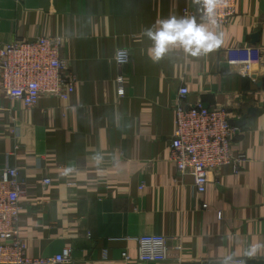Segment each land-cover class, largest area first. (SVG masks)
Segmentation results:
<instances>
[{
  "label": "crops",
  "instance_id": "obj_1",
  "mask_svg": "<svg viewBox=\"0 0 264 264\" xmlns=\"http://www.w3.org/2000/svg\"><path fill=\"white\" fill-rule=\"evenodd\" d=\"M235 3L229 22L212 28L223 34L219 48L196 58L173 46L154 63L144 30L181 17L185 6L197 11L192 0H0V47L61 36V56L77 76L65 100L44 94L27 108L2 96L0 166L16 165L25 180L18 227L26 254L69 246L70 259L53 264H222L230 256L264 264V247L245 255L264 244V61L255 59L250 77L226 62L230 47L264 52V0ZM118 48L128 62L115 60ZM182 86L184 104L245 115L232 148L248 158L237 172L210 170L202 192L169 159ZM143 233L166 236L164 259L138 257L133 237Z\"/></svg>",
  "mask_w": 264,
  "mask_h": 264
},
{
  "label": "built area",
  "instance_id": "obj_2",
  "mask_svg": "<svg viewBox=\"0 0 264 264\" xmlns=\"http://www.w3.org/2000/svg\"><path fill=\"white\" fill-rule=\"evenodd\" d=\"M235 7V0H229L228 7L219 8L218 25L211 27L218 29L227 24L235 13ZM181 15L199 19V12L187 6L182 8ZM62 43L61 36L38 35L33 40H15L0 47V109L3 95L20 101L27 108L33 107L44 94L64 100L70 96L77 76L61 56ZM255 59L264 61V52L256 53L250 46H234L226 51V62L238 66L241 76H251ZM115 60L119 64L128 62L129 51L118 48ZM116 82L117 94L122 95V76H118ZM187 92L184 86L177 90L169 159L175 163L179 173H191L194 188L202 192L210 170L227 165L232 172H237L248 157L244 151L234 152L232 148L239 125L229 122L226 110L207 106L201 100L184 104ZM24 182L16 165L6 163L0 166V264H53L69 260V246H64L54 255L26 254L18 227ZM49 182L48 176L42 179L43 184ZM206 206V203H201V207ZM220 214L217 211V217ZM133 238L137 243L138 257L142 260H162L168 254L166 236L161 233H143ZM174 249L178 254L180 244L177 243ZM121 254L128 258L125 250ZM230 258L229 264H246L242 256Z\"/></svg>",
  "mask_w": 264,
  "mask_h": 264
},
{
  "label": "clouds",
  "instance_id": "obj_3",
  "mask_svg": "<svg viewBox=\"0 0 264 264\" xmlns=\"http://www.w3.org/2000/svg\"><path fill=\"white\" fill-rule=\"evenodd\" d=\"M197 5L199 22L196 16H170L156 22L159 27H148L145 34L153 41L148 49V55L154 63H158L165 55L177 46L191 57H202L219 48L223 34L212 30L211 26L218 25V9L228 7L229 0H192ZM264 244H253L245 252L249 258L255 256ZM226 257L223 264H229Z\"/></svg>",
  "mask_w": 264,
  "mask_h": 264
},
{
  "label": "water",
  "instance_id": "obj_4",
  "mask_svg": "<svg viewBox=\"0 0 264 264\" xmlns=\"http://www.w3.org/2000/svg\"><path fill=\"white\" fill-rule=\"evenodd\" d=\"M251 38H252L251 42L255 43L256 40L258 39V34L253 33ZM253 111H254L253 108L248 109V112H253ZM244 119H245V115H241V117L239 119H236V120L233 118H228V120L231 124H236V125H241L244 122Z\"/></svg>",
  "mask_w": 264,
  "mask_h": 264
}]
</instances>
